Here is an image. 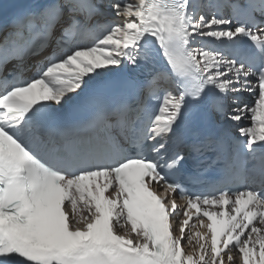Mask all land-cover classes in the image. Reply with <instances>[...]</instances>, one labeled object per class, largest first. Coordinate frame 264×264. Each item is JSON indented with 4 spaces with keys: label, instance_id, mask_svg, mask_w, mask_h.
Returning a JSON list of instances; mask_svg holds the SVG:
<instances>
[{
    "label": "snow or ice",
    "instance_id": "obj_1",
    "mask_svg": "<svg viewBox=\"0 0 264 264\" xmlns=\"http://www.w3.org/2000/svg\"><path fill=\"white\" fill-rule=\"evenodd\" d=\"M0 37V264H264V0H0Z\"/></svg>",
    "mask_w": 264,
    "mask_h": 264
},
{
    "label": "bare ground",
    "instance_id": "obj_2",
    "mask_svg": "<svg viewBox=\"0 0 264 264\" xmlns=\"http://www.w3.org/2000/svg\"><path fill=\"white\" fill-rule=\"evenodd\" d=\"M0 39H2V37H0ZM235 254V253H234Z\"/></svg>",
    "mask_w": 264,
    "mask_h": 264
}]
</instances>
